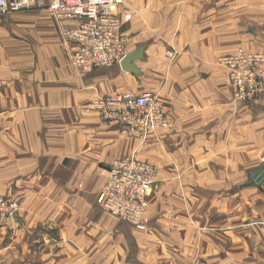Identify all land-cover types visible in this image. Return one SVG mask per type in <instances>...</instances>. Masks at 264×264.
I'll return each mask as SVG.
<instances>
[{"label":"crops","instance_id":"obj_1","mask_svg":"<svg viewBox=\"0 0 264 264\" xmlns=\"http://www.w3.org/2000/svg\"><path fill=\"white\" fill-rule=\"evenodd\" d=\"M120 10L132 13L128 52L147 44L139 73L80 72L65 40L56 54L48 44L45 58L22 59L21 30L6 20L27 16H0V195L21 205L15 218L0 212V264H264V236L231 232L224 218L231 180L264 161V99L236 101L228 73L213 70L239 47L264 51L263 0H125ZM124 91L159 92L170 126L132 134L90 105ZM134 155L158 167L146 230L97 202L104 169Z\"/></svg>","mask_w":264,"mask_h":264},{"label":"built area","instance_id":"obj_2","mask_svg":"<svg viewBox=\"0 0 264 264\" xmlns=\"http://www.w3.org/2000/svg\"><path fill=\"white\" fill-rule=\"evenodd\" d=\"M45 6L58 21H74L63 27L74 68L80 72L121 65L127 56L129 33L124 25L131 21L130 11L120 12L124 0H0V16L21 11L31 3ZM167 57L173 59L175 51ZM219 63L226 68L235 100L254 102L264 99V51L238 48L223 55ZM122 66V65H121ZM91 106L110 124L130 132H150L169 127L165 103L153 92H121L102 96ZM106 185L97 196L98 204L121 220L145 230L149 223L150 196L157 179V167L131 156H116L104 169ZM19 203L0 195V212L14 217Z\"/></svg>","mask_w":264,"mask_h":264},{"label":"rangeland","instance_id":"obj_3","mask_svg":"<svg viewBox=\"0 0 264 264\" xmlns=\"http://www.w3.org/2000/svg\"><path fill=\"white\" fill-rule=\"evenodd\" d=\"M126 2H125V5L126 4H128L129 6L131 5L130 1L129 2L126 1ZM263 2H264V0H263ZM120 12H122V10H120ZM125 12H127V11H125ZM14 13L15 12H11L5 16L9 17ZM17 13L22 14L24 17L27 16V18L20 19L18 21V23H16V24H13V23L8 22L6 20V26L12 27L13 25L14 26L16 25L19 28V30H21L19 33L18 32L16 33V36H17V39L21 43L20 50H21V54H22L21 55L22 59L34 58V54H37L35 56L36 59L45 58L46 55H48V52L52 51L51 49L48 50V44L49 45L53 44V51L55 54H56V50H60L61 46L64 47L63 40H65V39L63 37V28L61 30L60 26L58 25L59 22L50 14L49 10L45 6H39L33 2L29 5V7L25 8L21 11H17L15 14H17ZM31 14H34V15L30 17ZM263 16H264V12H263ZM52 26L55 27V28H53V31L51 28ZM258 26L260 27L259 31H261V36L264 40V17H262L261 21L258 23ZM128 33L130 35V41H131L133 36L130 32H128ZM141 36H143V34H141ZM146 45L147 44H143L140 46V48L138 50H135L133 52H129L130 58H129V62H128V67L125 71H131L134 73L140 72V68L137 66L136 61L143 59V55H144ZM54 47H57V48H54ZM171 50L175 51V55H177V51L175 49L172 48ZM236 50H234L233 52H231L229 54L234 53ZM4 51L6 52V57H12L13 51L10 50L8 45L6 46ZM168 51L169 50H167V52ZM167 52H166V55H167ZM66 53H67V56L70 58L71 52L66 51ZM225 55H227V54H225ZM0 57H1V52H0ZM220 57L221 56H219L216 59L215 66H214L213 70L215 72H218V71H223V72L226 71L227 72L226 68L223 67L219 63ZM175 58H176V56L173 58V60ZM231 91H232V89H231ZM118 93H121V92H118ZM153 93L155 96H157L158 99L162 100L165 103L166 109L168 111L167 103L163 100L160 93L157 91L153 92ZM232 94H233V92H232ZM169 126H170V122H169ZM162 132H163V130H156V131H150V132H130V133L139 134L141 136L143 135L145 137H148L150 135L151 136L160 135V134H162ZM131 157H136L140 160H143V159H141L135 155L131 156ZM143 161H147V160H143ZM147 162H150V161H147ZM150 163H152V162H150ZM263 163H264V161L262 162V164ZM152 164H154V163H152ZM157 174H158V167H157ZM254 174H255L254 171L249 173L247 178H245V180H241L239 182V184H238L237 180L236 181L231 180V186L230 187H231L232 191L230 192V196H229L230 209L228 212H226V211L224 212V218L229 219V222L231 224V226H230L231 232L239 230V231H243V233L246 234L247 236H257L259 234L264 236V185L260 184V182L256 181V179L254 178ZM254 180H255V183H254ZM156 182H157V179H156ZM254 184H256V185L260 184V185L256 188H254L253 187ZM155 185H156V183H155ZM155 185H154V187H155ZM238 185H239V189H240L239 193H237V191H238L237 186ZM153 191H154V188H153ZM152 194H153V192H152ZM152 194H151V196H152ZM151 196H150V203H151ZM8 197L14 198L12 196H8ZM14 199L16 200V198H14ZM18 203H19V210H20L21 205H20V202H18ZM19 210L17 211V213L14 217H9V218H15L17 216ZM220 213L221 212H218V211H215V212H211V211L199 212V214H201L204 219H206V217H211V214H213L214 218L223 219V217H221L222 213L221 214ZM6 217H8V216H6ZM218 219H216V220H218ZM149 223H150V217H149ZM149 223H148V225H149ZM128 224H130V223H128ZM130 225L133 226L132 224H130ZM134 228H136V227H134ZM138 230H140V229H138Z\"/></svg>","mask_w":264,"mask_h":264},{"label":"water","instance_id":"obj_4","mask_svg":"<svg viewBox=\"0 0 264 264\" xmlns=\"http://www.w3.org/2000/svg\"><path fill=\"white\" fill-rule=\"evenodd\" d=\"M129 58H130V54L128 53L127 56L124 58V60L122 61L121 65L122 68L124 70L127 69L128 67V62H129ZM254 178L256 179V181L258 182H262L264 181V163L262 164V166L255 172L254 174ZM255 183V180H254Z\"/></svg>","mask_w":264,"mask_h":264}]
</instances>
